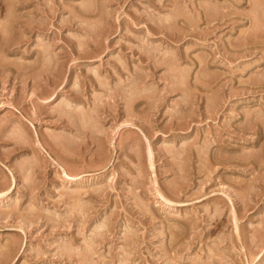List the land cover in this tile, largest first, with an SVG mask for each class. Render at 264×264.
<instances>
[{"label": "rangeland", "instance_id": "obj_1", "mask_svg": "<svg viewBox=\"0 0 264 264\" xmlns=\"http://www.w3.org/2000/svg\"><path fill=\"white\" fill-rule=\"evenodd\" d=\"M0 264H264V0H0Z\"/></svg>", "mask_w": 264, "mask_h": 264}]
</instances>
